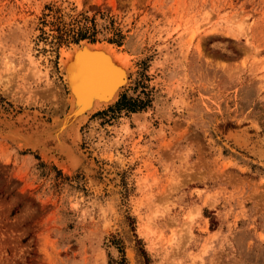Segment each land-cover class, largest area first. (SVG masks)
Segmentation results:
<instances>
[{
    "label": "rangeland",
    "instance_id": "rangeland-1",
    "mask_svg": "<svg viewBox=\"0 0 264 264\" xmlns=\"http://www.w3.org/2000/svg\"><path fill=\"white\" fill-rule=\"evenodd\" d=\"M83 18L126 84L55 144L78 46L57 37ZM121 257L264 264V0H0V264Z\"/></svg>",
    "mask_w": 264,
    "mask_h": 264
},
{
    "label": "bare ground",
    "instance_id": "bare-ground-1",
    "mask_svg": "<svg viewBox=\"0 0 264 264\" xmlns=\"http://www.w3.org/2000/svg\"><path fill=\"white\" fill-rule=\"evenodd\" d=\"M62 56L60 65L62 66V71H64L63 78L68 88L69 101H67L70 104V112L66 116V119L62 120L63 122L59 126V129L53 133L54 136H51L55 144L58 142L60 133L68 127H73V123H81L89 114L112 104L118 97L121 89H123V85L126 84V78L123 81L122 79L120 80L122 78L121 73H125L127 68L126 58L123 55L116 54L113 50L106 48V46L93 47V45H87L83 51L75 47L71 52L63 53ZM66 120L68 121L67 124H65ZM37 142L39 141H36V145H38ZM62 143L60 144L62 145ZM63 148V153L61 152L62 157L68 166L64 165L65 162H55L54 164H57L63 172L67 173V169L72 170L76 167L78 159L76 160V156L69 149ZM42 150L40 149V151ZM255 150L257 151L254 152L255 154L260 153V149ZM43 152L47 151L43 150ZM250 152L253 154L252 150ZM59 156L61 155L59 154Z\"/></svg>",
    "mask_w": 264,
    "mask_h": 264
},
{
    "label": "trees",
    "instance_id": "trees-1",
    "mask_svg": "<svg viewBox=\"0 0 264 264\" xmlns=\"http://www.w3.org/2000/svg\"><path fill=\"white\" fill-rule=\"evenodd\" d=\"M98 32L95 30V24L92 19L87 20L83 18V23L78 22L75 28L70 29L66 32H62L57 37L58 40L69 39L73 44H78L81 41H87L88 43H93L96 40V34ZM121 36L118 33H113L110 38L107 39L108 43L120 45ZM146 102L140 99H130L125 95H121L118 101L114 104L113 108L108 111L119 112L124 110L129 113H135L143 110L145 108ZM141 257L146 261L145 253L143 250H138ZM124 260L121 257L119 262L115 264H123Z\"/></svg>",
    "mask_w": 264,
    "mask_h": 264
},
{
    "label": "water",
    "instance_id": "water-1",
    "mask_svg": "<svg viewBox=\"0 0 264 264\" xmlns=\"http://www.w3.org/2000/svg\"><path fill=\"white\" fill-rule=\"evenodd\" d=\"M87 45H89L88 43H86L85 41H81L78 43V46L77 49L80 50V51H83L84 49H86ZM86 51V50H85ZM123 75H124V78H123ZM127 76V70L125 71V73H121V77L120 80L122 79V81L126 78ZM83 115V113H81Z\"/></svg>",
    "mask_w": 264,
    "mask_h": 264
}]
</instances>
